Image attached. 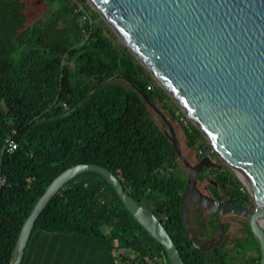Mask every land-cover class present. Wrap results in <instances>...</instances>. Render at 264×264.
<instances>
[{
	"label": "trees",
	"instance_id": "trees-1",
	"mask_svg": "<svg viewBox=\"0 0 264 264\" xmlns=\"http://www.w3.org/2000/svg\"><path fill=\"white\" fill-rule=\"evenodd\" d=\"M43 1L44 12L25 24L20 0H0V264L11 262L20 228L45 188L78 164L113 174L161 222L184 264H259L246 223L244 238L232 247L189 245L179 214L186 178L177 170L168 131L148 111L162 116L167 128L181 116L178 106L85 0ZM181 131L187 149H209L190 122ZM7 136L17 143L11 153L1 152ZM240 188L232 173L219 169L208 190L218 201L245 207L251 199ZM201 211L190 203V235L201 237L193 241L203 246L228 225ZM121 250L130 255L122 262ZM157 255L170 264L109 183L86 172L48 201L21 264H155Z\"/></svg>",
	"mask_w": 264,
	"mask_h": 264
},
{
	"label": "water",
	"instance_id": "water-1",
	"mask_svg": "<svg viewBox=\"0 0 264 264\" xmlns=\"http://www.w3.org/2000/svg\"><path fill=\"white\" fill-rule=\"evenodd\" d=\"M87 1L248 190L249 208L202 193L197 177L216 163L206 156L191 165L168 125L167 136L188 173L179 214L189 245L210 248L197 245L190 235L189 206L194 202L220 217L243 218L257 241L259 264H264V0ZM86 172L109 183L170 264H184L161 222L113 174L93 164L74 165L50 182L24 220L9 264H21L33 225L48 201ZM220 231L224 235L222 225Z\"/></svg>",
	"mask_w": 264,
	"mask_h": 264
},
{
	"label": "rangeland",
	"instance_id": "rangeland-1",
	"mask_svg": "<svg viewBox=\"0 0 264 264\" xmlns=\"http://www.w3.org/2000/svg\"><path fill=\"white\" fill-rule=\"evenodd\" d=\"M20 1L24 5L23 13L26 16L25 24L29 23L30 21H32L36 17L40 16L44 12V10H45V3H44L43 0H20ZM85 5H87L90 9H92V7L90 6V4L88 3L87 0H85ZM99 19L103 20L101 17ZM106 26L108 27V29L110 31H112L107 24H106ZM115 37H116L117 41L120 44L123 45V43L118 38V36H116V34H115ZM153 84L154 85H157L154 81H153ZM157 106L159 107L158 104H157ZM148 111H149V113L151 115L152 120L159 127H161L163 130H167V128L165 127V125L161 121V118L156 113H154L153 110L150 109L149 107H148ZM179 111L181 112V116L185 119V116L182 114V111L181 110H179ZM165 115H166V113H165ZM186 122L188 123L189 121L186 120ZM170 123L172 124L173 127L175 126V130H176V133H177L176 138L178 140V144H179L180 150L183 153L184 157L186 158V160L191 165L196 164L197 157H198V153H196L195 150L187 149L185 147V145H184V138H183V136L181 134L180 129L178 128L179 125H180L179 124V121H171ZM208 145L210 146L209 143L206 144V146H208ZM211 148L212 147L210 146L207 151H204L203 150L204 152H206V155L200 154V156H204V157L207 156V157H209L212 162L217 163L219 165L217 167L218 169H222L223 171H228V172L232 173V175L235 178V180L242 186V188L239 189L241 191V193H243V192L248 193V190L246 189V187L243 184H241L239 178L231 171L230 168H228L224 164V162L221 160V158H219V156L217 154L212 155V152L214 150H213V148L212 149ZM210 150H212V151H210ZM176 165H177V170L181 173V176L187 178V175H188L187 170L185 169V167L183 166V164L181 163L180 160L177 162ZM207 171L208 172H207V174L205 176H207L206 178H208V179H212L216 175V172H213L212 169L211 170L208 169ZM206 178H204L203 181L197 183V186H198V188L200 190H203V187L206 185ZM250 205H251V203H250ZM208 215H209L208 212L202 211V216L203 217H208ZM220 222L223 223V224H227L229 226L227 228L226 234L224 235V239L225 240H227L229 242H233L234 240H239L240 238L243 237V235H244V221H243V218L237 217V216L235 217L233 215L232 216L231 215H226V216L220 217ZM195 231L197 232V230H195ZM219 238H220V235H219V233H217L215 235V237L211 241H209V240L204 241L203 246L204 247H208V245L210 246V244L216 243L217 239H219ZM193 239H197V240L203 241L201 239V237H199L197 235L193 236ZM233 245H234V243H230V244H228V247H232ZM118 253H120V255H121L120 256V260H119L120 262H122V260L124 258H125L124 259V261H125L126 260V256H127V258H128V256H130L128 254L129 252L127 250H121ZM122 256H123V258H122ZM153 262L155 264H165L164 258L162 257V255L155 256V258L153 259Z\"/></svg>",
	"mask_w": 264,
	"mask_h": 264
},
{
	"label": "flooded vegetation",
	"instance_id": "flooded-vegetation-1",
	"mask_svg": "<svg viewBox=\"0 0 264 264\" xmlns=\"http://www.w3.org/2000/svg\"><path fill=\"white\" fill-rule=\"evenodd\" d=\"M197 153V152H196ZM215 153L214 152H212V155H214ZM198 156H199V154H198ZM199 160H201V159H198L197 158V161H199ZM197 163V162H196ZM219 165L216 163V167H212L211 169L213 170V172H216V171H218L219 169L217 168ZM211 184V179H208V178H206V185L203 187V190H200L199 188V190L202 192V193H204V194H206V195H208V196H212V193L208 190V187H209V185ZM242 207H244V206H242ZM246 208H249L250 207V204L249 205H247V206H245ZM205 211V210H204ZM202 212V211H201ZM207 212V211H206ZM232 216V215H231ZM236 217V216H235ZM243 221H244V219H243ZM245 221H244V225H245ZM229 227V226H228ZM226 232H227V230L225 231L224 230V235L226 234ZM219 235H220V238L219 239H217V241H216V243H213L212 245H215L216 244V246L219 244V245H222L223 243H235V240H234V242H229V241H227V240H225L224 239V235H222L221 234V231L219 232ZM215 237V236H214ZM213 237V238H214ZM212 238V239H213ZM242 238H244V235H243V237ZM242 238H240V239H242ZM211 239V240H212ZM211 240H209V241H211ZM216 246H213V247H216ZM228 246V245H227Z\"/></svg>",
	"mask_w": 264,
	"mask_h": 264
},
{
	"label": "built area",
	"instance_id": "built-area-1",
	"mask_svg": "<svg viewBox=\"0 0 264 264\" xmlns=\"http://www.w3.org/2000/svg\"><path fill=\"white\" fill-rule=\"evenodd\" d=\"M150 87H148L149 89ZM181 124L183 126H185L187 124L186 120L188 121V119L185 117V119L181 116V118L179 119ZM17 149V143L15 142V140L11 137V136H7L4 138L3 144H2V148H1V152L5 151L7 153H11L14 150ZM212 149V148H211ZM212 151V150H210ZM198 154H204L206 155V152H203L201 150L198 151Z\"/></svg>",
	"mask_w": 264,
	"mask_h": 264
},
{
	"label": "crops",
	"instance_id": "crops-1",
	"mask_svg": "<svg viewBox=\"0 0 264 264\" xmlns=\"http://www.w3.org/2000/svg\"><path fill=\"white\" fill-rule=\"evenodd\" d=\"M176 118H177V119H176L175 121H179V124H180V125H179L178 128H179L180 131H181V125H182V124H181V122H180V120H179V119L181 118V116H177ZM186 125H187V124H186ZM170 126L172 127V129H173L175 135H177L176 130H175V126L173 127L172 124H171ZM182 126H183V125H182ZM167 131H168V127H167ZM168 133H169V131H168ZM181 134H182V131H181ZM182 136H183V134H182ZM184 145H185V140H184ZM198 151H199V150H198ZM198 151H196V152L198 153ZM213 152H214V151H213ZM206 173H207V172H206ZM113 254H116V252H113ZM32 258H34V257L32 256Z\"/></svg>",
	"mask_w": 264,
	"mask_h": 264
}]
</instances>
